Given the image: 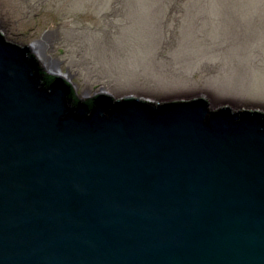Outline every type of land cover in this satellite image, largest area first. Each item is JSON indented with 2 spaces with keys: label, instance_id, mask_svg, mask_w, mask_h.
<instances>
[{
  "label": "water",
  "instance_id": "obj_1",
  "mask_svg": "<svg viewBox=\"0 0 264 264\" xmlns=\"http://www.w3.org/2000/svg\"><path fill=\"white\" fill-rule=\"evenodd\" d=\"M37 54L0 32V264H264L263 111L74 105Z\"/></svg>",
  "mask_w": 264,
  "mask_h": 264
},
{
  "label": "rangeland",
  "instance_id": "obj_2",
  "mask_svg": "<svg viewBox=\"0 0 264 264\" xmlns=\"http://www.w3.org/2000/svg\"><path fill=\"white\" fill-rule=\"evenodd\" d=\"M0 32L41 41L79 97L264 112V0H0Z\"/></svg>",
  "mask_w": 264,
  "mask_h": 264
},
{
  "label": "trees",
  "instance_id": "obj_3",
  "mask_svg": "<svg viewBox=\"0 0 264 264\" xmlns=\"http://www.w3.org/2000/svg\"><path fill=\"white\" fill-rule=\"evenodd\" d=\"M38 73L40 76V80L43 86H47L49 85L52 80L54 79V76L52 74H50L47 70L44 69V67H41L39 65L38 67ZM69 99L71 100V102L76 105L80 100L78 99L77 96V92H75L74 90H72L69 94ZM83 100H85L84 102L86 104H88L89 107H91L93 105V98L92 97H88V98H84Z\"/></svg>",
  "mask_w": 264,
  "mask_h": 264
},
{
  "label": "bare ground",
  "instance_id": "obj_4",
  "mask_svg": "<svg viewBox=\"0 0 264 264\" xmlns=\"http://www.w3.org/2000/svg\"><path fill=\"white\" fill-rule=\"evenodd\" d=\"M51 39V38H50ZM49 40V39H48ZM33 45H34V47L37 49V51H38V54H39V56H42L43 54L45 55V51H46V49L44 48V45L42 46V42L41 41H38V42H36V41H34L33 43H32ZM42 54V55H41ZM45 58H46V56H45ZM44 57H43V59H45ZM47 63V62H46ZM48 65H49V67H53L54 65H53V63L52 64H50V63H48ZM55 67H56V65H55ZM59 70V69H58ZM60 71V70H59Z\"/></svg>",
  "mask_w": 264,
  "mask_h": 264
}]
</instances>
